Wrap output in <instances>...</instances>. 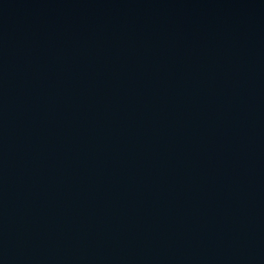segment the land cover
<instances>
[{
    "label": "water",
    "instance_id": "1",
    "mask_svg": "<svg viewBox=\"0 0 264 264\" xmlns=\"http://www.w3.org/2000/svg\"><path fill=\"white\" fill-rule=\"evenodd\" d=\"M0 264H264V0H0Z\"/></svg>",
    "mask_w": 264,
    "mask_h": 264
}]
</instances>
